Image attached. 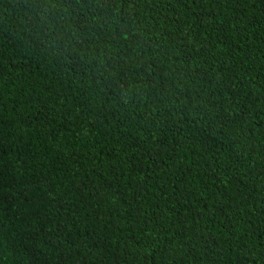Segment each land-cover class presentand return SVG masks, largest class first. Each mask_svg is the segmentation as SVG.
<instances>
[{"label": "trees", "instance_id": "1", "mask_svg": "<svg viewBox=\"0 0 264 264\" xmlns=\"http://www.w3.org/2000/svg\"><path fill=\"white\" fill-rule=\"evenodd\" d=\"M0 264H264V0H0Z\"/></svg>", "mask_w": 264, "mask_h": 264}]
</instances>
